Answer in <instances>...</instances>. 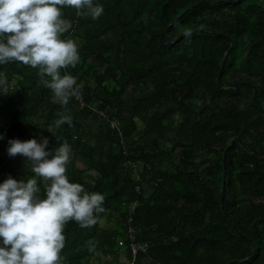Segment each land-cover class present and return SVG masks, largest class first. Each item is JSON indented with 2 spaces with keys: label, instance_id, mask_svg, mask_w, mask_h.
I'll return each instance as SVG.
<instances>
[{
  "label": "trees",
  "instance_id": "1",
  "mask_svg": "<svg viewBox=\"0 0 264 264\" xmlns=\"http://www.w3.org/2000/svg\"><path fill=\"white\" fill-rule=\"evenodd\" d=\"M94 4L97 19L62 9L72 24L62 38L76 41L80 62L61 74L76 78L78 100L54 104L38 69L0 66V183L34 176L8 140L47 138L46 151L67 142L69 181L101 193L104 211L90 227L66 225L65 264H264V0ZM60 113L71 125L49 132ZM132 210L147 245L133 262Z\"/></svg>",
  "mask_w": 264,
  "mask_h": 264
},
{
  "label": "clouds",
  "instance_id": "2",
  "mask_svg": "<svg viewBox=\"0 0 264 264\" xmlns=\"http://www.w3.org/2000/svg\"><path fill=\"white\" fill-rule=\"evenodd\" d=\"M65 7L92 19L104 11L94 0H0V66L20 63L38 69L40 83L52 92V103L64 107L80 94L76 78L67 72L61 74L80 62L76 41L62 38L72 27L64 18ZM0 93H9L3 71ZM58 115L49 132L52 127L71 125V115ZM4 138L0 134V140ZM8 145V155L26 158L34 176L26 182L9 177L0 183V264H65L66 225L72 221L82 228L94 225L96 214L104 211V196L69 181L67 165L72 149L67 142L54 151L45 150L47 138L43 142L10 139ZM39 181L44 186L43 198ZM88 243L91 250L93 242Z\"/></svg>",
  "mask_w": 264,
  "mask_h": 264
},
{
  "label": "water",
  "instance_id": "3",
  "mask_svg": "<svg viewBox=\"0 0 264 264\" xmlns=\"http://www.w3.org/2000/svg\"><path fill=\"white\" fill-rule=\"evenodd\" d=\"M181 16L177 17L171 24L168 25V27L163 31V33L161 34L160 38H159V42L164 46V47H169L172 45V42H169V43H163L162 42V39H163V36L166 34V32L169 30V28H171L180 18ZM192 30H188L186 32H184L183 34H181L176 40H179L180 38H183L185 35L189 34ZM219 36L221 37H227L226 35L224 34H218ZM230 50V49H229ZM228 50V52H229ZM228 52L224 55L223 59H222V62H221V67H220V71L218 72V76L216 78V83H217V87L218 88H221L223 86V84L221 83L220 81V77H221V73H222V69L224 67V64H225V59L227 57V54ZM232 86H236V84H233ZM253 98H254V101H255V104L258 106V108L261 110L260 106L258 105L257 103V100H256V93L253 92ZM238 141L237 138H234L230 144H232L233 142H236ZM225 154H226V150L223 152V168L225 167L224 165V161H225ZM224 178H225V175L223 176V185H224ZM224 192V186L222 187V193ZM223 202V196H221V203ZM255 254V250L253 249L252 251V254L250 256V258H252Z\"/></svg>",
  "mask_w": 264,
  "mask_h": 264
},
{
  "label": "built area",
  "instance_id": "4",
  "mask_svg": "<svg viewBox=\"0 0 264 264\" xmlns=\"http://www.w3.org/2000/svg\"><path fill=\"white\" fill-rule=\"evenodd\" d=\"M79 99V96L77 100ZM100 115H103L99 112ZM132 221V212L127 217V224L129 225L127 230L128 240L130 242V252H131V259L134 261L137 254L145 252L147 249V245L142 242H138L136 239V231L133 227H131Z\"/></svg>",
  "mask_w": 264,
  "mask_h": 264
},
{
  "label": "rangeland",
  "instance_id": "5",
  "mask_svg": "<svg viewBox=\"0 0 264 264\" xmlns=\"http://www.w3.org/2000/svg\"><path fill=\"white\" fill-rule=\"evenodd\" d=\"M188 31V30H187ZM186 32V31H185ZM237 142V141H236ZM230 145V144H229ZM122 261H125L124 258L122 257Z\"/></svg>",
  "mask_w": 264,
  "mask_h": 264
}]
</instances>
